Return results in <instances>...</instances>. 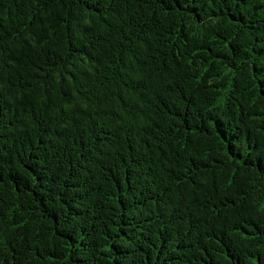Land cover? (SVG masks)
<instances>
[{"label":"trees","instance_id":"trees-1","mask_svg":"<svg viewBox=\"0 0 264 264\" xmlns=\"http://www.w3.org/2000/svg\"><path fill=\"white\" fill-rule=\"evenodd\" d=\"M0 264H264V0H0Z\"/></svg>","mask_w":264,"mask_h":264}]
</instances>
